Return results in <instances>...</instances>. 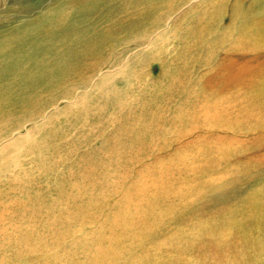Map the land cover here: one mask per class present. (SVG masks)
<instances>
[{"label":"rangeland","instance_id":"1","mask_svg":"<svg viewBox=\"0 0 264 264\" xmlns=\"http://www.w3.org/2000/svg\"><path fill=\"white\" fill-rule=\"evenodd\" d=\"M136 1H128L120 15L144 13L142 5H131ZM163 1L178 2L146 0V25L115 35L113 46L101 52L105 64L102 58L92 61L100 66L99 74L119 76L106 83L107 93L120 79L123 83L126 76L120 71L126 63L130 69L146 71V81L153 86L146 87L151 103L146 105L143 139L146 160L143 164L132 160L110 188L88 198L85 188L92 185L90 190L96 179L81 176L65 180L67 195L53 191V178L49 183L32 179L33 186L42 182V198L9 188L10 182L21 183L11 165L32 157L23 153L34 142L26 137L27 129L37 126V134L43 136L57 112L91 96L90 87L64 78L40 82L34 96H19L13 102L15 111L0 119V264H264V65L223 60L227 42L222 36L219 42L212 41L219 35L214 29L204 35V47L198 46L202 50L187 68L185 59L172 68L166 58L176 53L175 31L197 16L182 8L193 9L196 3L182 0L166 18L151 11ZM30 9L25 0L20 4L0 0V12L5 13L0 27L20 24ZM161 20L159 26L153 25ZM36 37L38 48H30L27 55L40 57V49L48 44L40 34ZM178 54L186 56L183 51ZM115 62L119 65L112 67ZM191 69L190 78L182 80ZM166 77L173 81L165 83ZM91 81H100V76ZM48 84L55 89H47ZM3 87L0 84L1 93L6 91ZM67 90L74 92L72 97H64ZM22 99H31L33 105L23 106ZM8 103L6 107L12 101ZM177 136L182 138L178 142ZM141 164L146 166L142 169ZM114 166L108 165L106 171L113 176Z\"/></svg>","mask_w":264,"mask_h":264},{"label":"bare ground","instance_id":"2","mask_svg":"<svg viewBox=\"0 0 264 264\" xmlns=\"http://www.w3.org/2000/svg\"><path fill=\"white\" fill-rule=\"evenodd\" d=\"M22 1L13 0L14 4H20ZM123 1L25 0V4L33 9L24 11L22 16L25 19L18 25L0 27V72L3 77L0 84H4L3 88L7 91L4 93L0 91V119L8 117L12 110L15 111L14 103L21 99L19 96L23 94L34 96L40 82L59 81L64 78L66 81L77 82L79 87H90L92 91L90 97L84 95L77 99L74 106L66 105L62 111L57 112L52 118L56 120L55 123H50L51 127L43 136L40 132L37 134V126L27 129L26 137L34 138V142L23 153L27 158L32 157L28 162L12 164L10 169L21 183H25L24 186L21 183L10 182L9 188L16 190V193L42 198L39 197L42 196L41 191L44 189L41 186L42 182L49 183L53 178L55 180L53 191L67 195L65 180L68 178L74 181L81 176L96 179L90 190L92 185L85 188L89 198L96 190L108 189L114 185L119 177L129 170L133 164L132 160L139 163L146 160V141L143 139L146 140V105L150 103L147 89L153 88L152 84L146 81V71L130 69L131 64L126 63L122 66L123 71H120V74L126 76L122 79L123 83L120 79L119 84L113 86L107 93L106 83L119 76L116 73L99 74L100 66L92 62L102 58V64L106 63L101 52L113 46L111 42L115 35L135 25V28L146 25V0L131 2L134 6L142 5L144 13L125 12L121 16L122 10L130 0ZM177 1L173 4L163 1L159 8L151 11L162 16L167 15V18L181 7L182 0ZM193 1L196 3L193 9L187 7L182 9L192 15L197 13V16L190 17V20L176 29L175 33H178L179 38L173 49L176 53L171 58H166L171 60V67L172 65L176 67V61L185 59L184 67L187 68L190 59L204 47L202 39L204 35L214 29V34L219 35L212 41L215 40L217 43L222 36L227 42L228 53L223 56V60L230 57L232 65L237 62L264 65V0ZM112 2L120 4L114 5ZM38 12L41 13L40 16L34 18ZM3 13L0 12V17ZM205 17L208 20H205ZM162 22L163 20L159 23L153 22V25L159 26ZM38 34L48 46L40 49V57L29 56L27 52L30 48H38L35 43ZM199 45H202V48H198ZM180 51L186 56L178 54ZM3 61L8 62L1 64ZM116 65L119 63L115 62L111 66ZM128 70L131 72L127 75ZM252 72L256 76L261 75L259 71ZM192 73L194 70H189L182 80H188ZM96 76H100V81H91ZM17 80L22 84H18ZM172 81L171 77H166L165 83ZM10 83L14 84L13 89H10ZM53 87L56 86L48 84L47 89L54 90ZM73 94L74 92L67 90L64 97L70 98ZM123 94H130L131 97L122 98ZM172 98L173 96H170L168 101ZM11 101L12 104L6 107ZM21 103L23 106L33 105L31 99H22ZM162 107L160 109L159 106L158 111H162ZM61 119L64 121H60ZM78 125L82 127L76 132ZM105 129H110L108 134L104 132ZM93 137L103 139L94 141ZM21 139L26 141L23 137ZM181 139L177 136L175 140L178 142ZM136 148L143 153L138 154ZM80 149H84L83 152L79 153ZM112 163L115 164L113 167L115 176L106 172L108 165ZM142 164L143 169L146 164ZM134 169L132 173L136 172ZM32 179L42 182L33 186ZM77 186L74 183V188ZM47 188L50 189V186ZM96 200H92L91 203ZM87 203L89 204L88 201Z\"/></svg>","mask_w":264,"mask_h":264}]
</instances>
